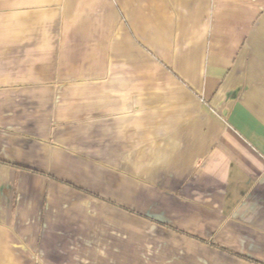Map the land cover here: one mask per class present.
<instances>
[{
	"label": "crops",
	"instance_id": "obj_1",
	"mask_svg": "<svg viewBox=\"0 0 264 264\" xmlns=\"http://www.w3.org/2000/svg\"><path fill=\"white\" fill-rule=\"evenodd\" d=\"M0 264H264V0H0Z\"/></svg>",
	"mask_w": 264,
	"mask_h": 264
}]
</instances>
